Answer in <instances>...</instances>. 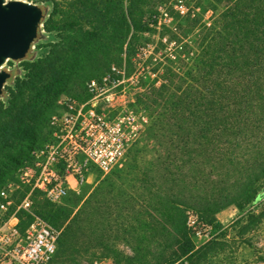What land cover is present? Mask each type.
<instances>
[{"label":"trees","instance_id":"obj_1","mask_svg":"<svg viewBox=\"0 0 264 264\" xmlns=\"http://www.w3.org/2000/svg\"><path fill=\"white\" fill-rule=\"evenodd\" d=\"M176 4L151 10L154 25L162 12L171 22L154 40L160 57L152 54L147 64L151 82L137 93V104L150 114L147 133L156 142V157L138 162L139 150L129 151L130 163L119 175L135 182L138 196H124V214L113 209L108 215L99 191L88 197L62 234L64 253L81 252L87 242L108 246L107 238L122 230H145L161 240L130 264H186L196 253L189 211L218 228V211L254 201L264 183V0H212L203 12ZM184 27L197 34H182ZM81 34H62V42H51L46 55L26 61L25 76L6 86L8 104L0 106V180L6 165L1 157H10L5 148L30 136V148L39 143L37 126L71 80L67 52L83 43ZM141 42L142 36L133 34L126 53L130 56ZM230 173L237 178L231 180ZM202 188L205 192H198ZM72 211L60 216L70 218Z\"/></svg>","mask_w":264,"mask_h":264},{"label":"rangeland","instance_id":"obj_2","mask_svg":"<svg viewBox=\"0 0 264 264\" xmlns=\"http://www.w3.org/2000/svg\"><path fill=\"white\" fill-rule=\"evenodd\" d=\"M9 0H6V2ZM39 5L43 9V17L38 25L37 36L34 38L27 56L21 59L8 58L2 65L11 73L0 94V106L8 104L10 92L6 88L8 84L14 85L18 76L26 74V61H33L44 56L50 50L51 42L61 41L62 34L72 36L82 33L83 43L76 45L68 54V68L71 71V80L68 86L60 93L58 98L50 103L44 116L41 118L37 129V142L48 137L49 118L59 108L58 100L65 94L85 96L86 82L92 76L100 75L110 62L126 58L130 69L138 68L142 72L143 86L147 87L151 82V73L148 70V62L154 54L155 41L159 34L166 29L164 24L171 22L164 12L161 13L159 25L151 21L153 6L159 8L165 3L176 4L181 2L199 12H203L212 5V0H22ZM136 6V8L134 7ZM133 7V9H132ZM131 9L133 13H131ZM221 7H219V10ZM212 10V9H211ZM213 12H207L210 16ZM182 34H197L195 30L184 27ZM133 34L142 36V42L137 44L134 53L130 56L126 53L128 41ZM62 42V41H61ZM135 89L128 88V94L136 96ZM144 108V107H143ZM32 137L17 140L12 147L5 148L10 157L3 156L6 165L3 167V178L0 180V188L17 178V172L23 160L26 158L31 146ZM156 142L149 133L144 134L140 141L131 149L139 150L138 162L144 159L156 157L154 150ZM130 163L128 156L121 167L111 173L103 174L98 168H93L89 182L85 183L79 193L72 192L62 203H52L41 196L39 192L34 196V209L47 217L56 227L66 230L72 216L84 205L88 197H92L96 191L100 192V206L108 215L113 209L124 214V196L133 194L138 196L133 189V181L128 177H120L119 173ZM231 180L237 178L230 173ZM198 192L203 193L202 188ZM98 195V194H97ZM96 200V197L94 198ZM118 201V205H116ZM73 210L70 218L60 216V211ZM199 219L206 223L200 214ZM52 214L57 216L54 218ZM217 224L220 227L208 224L210 228L203 234L196 235L190 229V235L195 244V255L186 260V264H264V183L254 201L244 204L242 208L236 204L218 211ZM107 217H104L102 225L106 227ZM93 226V222L89 226ZM161 240V236L154 235L145 230L120 231L115 236L107 238V245L87 242L90 247L82 251L62 252L59 248L56 256L48 264H130L140 257L148 247L153 248ZM138 248H140L138 250ZM140 251V252H139Z\"/></svg>","mask_w":264,"mask_h":264},{"label":"built area","instance_id":"obj_3","mask_svg":"<svg viewBox=\"0 0 264 264\" xmlns=\"http://www.w3.org/2000/svg\"><path fill=\"white\" fill-rule=\"evenodd\" d=\"M141 75L125 58L91 77L85 96L60 97L48 137L30 148L16 180L0 188V264H48L56 256L62 229L34 209L35 193L62 203L89 182L94 167L108 174L124 164L151 121L137 104ZM130 87L136 96L128 94ZM187 223L196 235L210 228L190 211Z\"/></svg>","mask_w":264,"mask_h":264},{"label":"water","instance_id":"obj_4","mask_svg":"<svg viewBox=\"0 0 264 264\" xmlns=\"http://www.w3.org/2000/svg\"><path fill=\"white\" fill-rule=\"evenodd\" d=\"M43 9L22 0H0V94L11 73L1 69L6 58L27 56L37 36Z\"/></svg>","mask_w":264,"mask_h":264},{"label":"bare ground","instance_id":"obj_5","mask_svg":"<svg viewBox=\"0 0 264 264\" xmlns=\"http://www.w3.org/2000/svg\"><path fill=\"white\" fill-rule=\"evenodd\" d=\"M6 2V0H4ZM8 58L5 59V61L7 60Z\"/></svg>","mask_w":264,"mask_h":264}]
</instances>
